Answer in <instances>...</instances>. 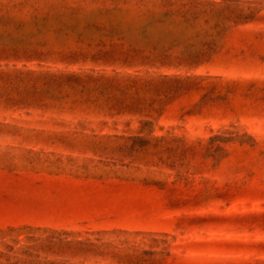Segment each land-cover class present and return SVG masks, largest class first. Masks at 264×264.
Segmentation results:
<instances>
[{
	"label": "rangeland",
	"instance_id": "rangeland-1",
	"mask_svg": "<svg viewBox=\"0 0 264 264\" xmlns=\"http://www.w3.org/2000/svg\"><path fill=\"white\" fill-rule=\"evenodd\" d=\"M255 208L264 0H0V264H244Z\"/></svg>",
	"mask_w": 264,
	"mask_h": 264
},
{
	"label": "trees",
	"instance_id": "trees-1",
	"mask_svg": "<svg viewBox=\"0 0 264 264\" xmlns=\"http://www.w3.org/2000/svg\"><path fill=\"white\" fill-rule=\"evenodd\" d=\"M227 228L236 231L264 232V210L253 209L250 212L238 213L234 216L233 223ZM241 246H258L257 256H246L244 264H264V238L253 240H236Z\"/></svg>",
	"mask_w": 264,
	"mask_h": 264
}]
</instances>
